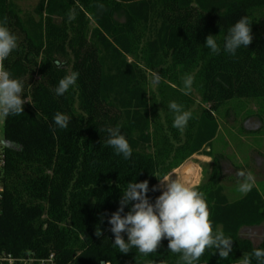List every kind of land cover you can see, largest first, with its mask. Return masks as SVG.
Returning <instances> with one entry per match:
<instances>
[{
  "label": "trees",
  "instance_id": "1",
  "mask_svg": "<svg viewBox=\"0 0 264 264\" xmlns=\"http://www.w3.org/2000/svg\"><path fill=\"white\" fill-rule=\"evenodd\" d=\"M263 12L264 0H38L29 14L15 0H0V21L6 19L18 38L4 68L22 81L26 101L23 114L2 120L0 254L37 260L51 255L52 264H183L167 239L148 256L135 248L119 252L108 220L129 182L147 180L154 203L159 179L194 154L212 161L208 180L193 187L206 200L214 231L233 240L227 259L213 247L194 264H239L243 255L264 248V237L253 246L240 236L264 223L262 195L252 187L229 201L221 184L222 155L211 153L219 131L216 112L233 99H264V29H257ZM242 17L253 39L233 56L224 51V39ZM208 35L217 40L219 54L205 46ZM155 71L171 76L156 95L146 77ZM70 72L79 73L76 84L56 95L59 80ZM180 76L193 78L191 87L207 105L198 113ZM173 101L191 113L183 131L173 127ZM57 112L70 117L67 129L54 124ZM117 126L132 148L129 159L106 144V129ZM252 264L258 262L253 258Z\"/></svg>",
  "mask_w": 264,
  "mask_h": 264
},
{
  "label": "clouds",
  "instance_id": "2",
  "mask_svg": "<svg viewBox=\"0 0 264 264\" xmlns=\"http://www.w3.org/2000/svg\"><path fill=\"white\" fill-rule=\"evenodd\" d=\"M99 7L103 8V5ZM74 18V12H70L68 19ZM6 25V19L0 21V120H5L10 115L23 114L26 102L22 98L24 91L22 81L12 78L9 71L4 68V61L18 47L17 36ZM252 39L250 22L247 17H242L228 30L224 39V51L234 56L241 46L247 48ZM205 46L214 54L220 53V46L213 35L206 37ZM55 63L57 67L62 66L59 60ZM78 76L79 73L70 72L62 77L54 90L56 95L62 96L68 92L76 84ZM192 83L191 76L185 77L182 89L185 95L190 93ZM169 109L175 113L173 127L183 131L191 118V113L183 111L182 106L175 101L170 102ZM53 120L61 129H67L70 123V117L60 112L54 115ZM106 131L109 134L106 144L111 146L117 155L129 159L132 148L121 134L119 126L108 127ZM236 176L239 178L238 190L243 194L250 192L255 183L253 174L241 169L236 172ZM159 180L162 193L154 203H151L147 196L149 191L147 180L139 183L129 182L123 191L119 201L120 207L108 220L111 225L110 231L115 238L114 246L119 252L126 254L135 248L139 254L148 256L156 253L162 240L167 239L169 251L180 254L183 264H194L207 249L213 247L217 249L221 259H227L233 251V240L226 237L222 230L214 231L203 194L188 181L176 178ZM152 190L156 191L157 188L154 186ZM129 205L130 210L122 215L125 207ZM122 233L127 234V241ZM95 235L97 237L102 235L99 228ZM253 258L258 264H264V248H255L251 254L243 255L239 264H252Z\"/></svg>",
  "mask_w": 264,
  "mask_h": 264
},
{
  "label": "rangeland",
  "instance_id": "3",
  "mask_svg": "<svg viewBox=\"0 0 264 264\" xmlns=\"http://www.w3.org/2000/svg\"><path fill=\"white\" fill-rule=\"evenodd\" d=\"M38 0H15L20 12H33ZM123 21L122 17H117ZM257 29H264V12L258 15ZM147 84L150 94L156 95L161 82L171 84V76L161 78L160 74L147 72ZM159 77V79H157ZM180 79H185L180 76ZM181 90V88H180ZM193 104L191 110L198 113L202 107L199 95L191 87ZM162 110L159 116L163 118ZM219 123L217 137L212 142L213 156L222 155L219 161L224 174L221 182L223 191L229 201L243 196L238 190V170L250 171L254 178L255 187L264 199V99H233L225 103L214 115ZM2 137V120H0V138ZM211 157L194 154L186 159L178 168L172 170V178L188 181L191 186L206 182L211 172ZM167 175L165 178H168ZM164 178V179H165ZM162 193L161 182L159 183ZM242 238L248 239L253 246H257L264 237V223L257 227L245 228L240 232Z\"/></svg>",
  "mask_w": 264,
  "mask_h": 264
},
{
  "label": "built area",
  "instance_id": "4",
  "mask_svg": "<svg viewBox=\"0 0 264 264\" xmlns=\"http://www.w3.org/2000/svg\"><path fill=\"white\" fill-rule=\"evenodd\" d=\"M5 63V61H4ZM6 166V155L4 150L3 138H0V212H1V200L4 191L3 177ZM52 264V256L50 255L46 259H35L31 254H26L23 257H15L11 254L1 253L0 264Z\"/></svg>",
  "mask_w": 264,
  "mask_h": 264
},
{
  "label": "water",
  "instance_id": "5",
  "mask_svg": "<svg viewBox=\"0 0 264 264\" xmlns=\"http://www.w3.org/2000/svg\"><path fill=\"white\" fill-rule=\"evenodd\" d=\"M173 177V174H170L169 176H168V178H172ZM100 264H104V262H101Z\"/></svg>",
  "mask_w": 264,
  "mask_h": 264
}]
</instances>
